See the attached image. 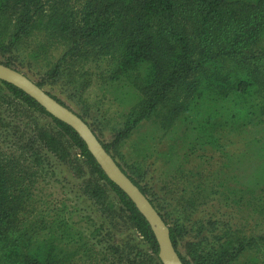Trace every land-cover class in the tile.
Instances as JSON below:
<instances>
[{
    "label": "trees",
    "instance_id": "trees-1",
    "mask_svg": "<svg viewBox=\"0 0 264 264\" xmlns=\"http://www.w3.org/2000/svg\"><path fill=\"white\" fill-rule=\"evenodd\" d=\"M263 41L264 0H0V63L73 110L50 92L58 84L95 134L86 95L99 77L129 105L112 142L96 136L169 226L183 264H258L264 256V239L236 228L233 213L215 205V188L196 184L184 164L264 121ZM0 92L19 116L33 113L20 124L14 113L0 116V264H146L147 255L162 264L150 225L79 135L14 86L0 81ZM154 116L174 141L158 176L122 152ZM175 122L184 145L168 136ZM251 181L264 188V160ZM61 182L77 199L82 190L89 208H72L55 187ZM225 192L227 205L254 203L251 191ZM124 228L146 252L129 238L121 244Z\"/></svg>",
    "mask_w": 264,
    "mask_h": 264
},
{
    "label": "rangeland",
    "instance_id": "rangeland-1",
    "mask_svg": "<svg viewBox=\"0 0 264 264\" xmlns=\"http://www.w3.org/2000/svg\"><path fill=\"white\" fill-rule=\"evenodd\" d=\"M258 50L264 57V41L261 46L258 47ZM56 51L57 52L53 53L55 56H59L62 52L61 48ZM86 69H89V67ZM90 70L92 74L98 73L94 67ZM33 79L38 81V78L36 76L34 77V74ZM114 91L115 88L112 87L107 78L103 76L95 81V86L89 89L86 95L87 103L89 105V117L87 119L91 125L92 123L95 124L93 128L96 130V134L100 136L105 143L113 141L115 131L121 129L124 123L123 117L129 110V105L122 104L117 100L116 97L119 95H115ZM50 92L67 103L77 115L80 113V107L74 104L76 102H72V100L66 101L64 96H62L58 84L53 86V89H51ZM17 107V102H14L6 93L0 92V116L4 119H10L13 118L10 114L14 113L15 116L17 115V117L20 118L19 121H16L18 124H20V122L27 123L28 120L26 116L33 115V113L30 112L24 116H19L18 114H21L22 110L19 112ZM22 119L23 121H20ZM159 123H161V119H157L155 116L151 121L143 123L132 139L130 141L128 140L122 149V152L128 161L139 162L141 165L146 166L151 170L157 169V175L155 176L159 175V169L165 168L162 164V155L169 148V145H172L174 142L172 140L168 141L166 139L168 137L163 136L164 131L159 128ZM171 128L172 133L168 135L169 138L172 137L175 140H180L179 143L184 145L186 136L184 135L182 124L175 122L174 127L171 126ZM222 144L223 148L220 151L219 149H214V147L206 148L203 151L200 148L199 152L190 154L189 157L184 160L186 168L185 173L186 175L193 176L196 180V184H204L207 187L212 185L215 188L217 193L215 197V205L218 208H222V213H229V215L233 213L236 217L233 219L234 225L237 226L240 224V226L244 228L242 231L251 237L260 236L264 239V188L259 186V189L256 190L251 187V184L253 185L251 177L257 174L259 167H261V163H263L264 160V121L256 124L250 129H246V131L233 132L228 136L227 141H222ZM176 164L177 162L173 161L171 167H174L173 165ZM171 167L168 170H172ZM56 181V178L53 179V182ZM223 184H225V189ZM248 184L250 189L247 187ZM55 187L58 188L61 193H63L62 188L64 189L65 193L68 194L66 197L72 208L74 206L89 208L86 197L80 198L81 193L83 195L82 190L80 197H78L79 199H77L76 195H78V193H74V190L72 189H65L62 182L58 184L55 183ZM75 188V191H80L77 185H75ZM228 188L239 190L242 193L245 191L250 193L251 191V200L254 202L251 205L252 207H236L233 206V204L227 205L226 200L224 199L225 196L227 197L225 191ZM258 194L260 197L256 200L255 196H258ZM261 196H263V199H261ZM240 226H237L236 228L240 229ZM122 230L123 231L120 232V234H122L120 240H122L123 243L121 244L123 246L127 243L126 239L129 238L132 244L130 248L134 244L140 243L139 249L146 252V247L141 241L142 239L135 232H132L127 228ZM115 240L118 241L117 238ZM263 242L264 241H262V243ZM149 256L150 255H147L143 258L144 262H146V264H156L151 261ZM258 264H264V256L261 257Z\"/></svg>",
    "mask_w": 264,
    "mask_h": 264
},
{
    "label": "water",
    "instance_id": "water-1",
    "mask_svg": "<svg viewBox=\"0 0 264 264\" xmlns=\"http://www.w3.org/2000/svg\"><path fill=\"white\" fill-rule=\"evenodd\" d=\"M0 81L14 86L35 100L55 119L71 127L84 141L88 151L101 167L108 179L118 186L134 203L145 218L159 245V259L162 264H183L171 239L170 228L150 200L122 171L113 157L92 131L74 111L63 106L35 82L19 71L0 63Z\"/></svg>",
    "mask_w": 264,
    "mask_h": 264
}]
</instances>
